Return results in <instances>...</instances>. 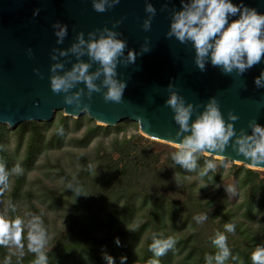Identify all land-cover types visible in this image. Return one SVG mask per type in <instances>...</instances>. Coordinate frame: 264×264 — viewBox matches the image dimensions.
Returning a JSON list of instances; mask_svg holds the SVG:
<instances>
[{
  "label": "water",
  "instance_id": "1",
  "mask_svg": "<svg viewBox=\"0 0 264 264\" xmlns=\"http://www.w3.org/2000/svg\"><path fill=\"white\" fill-rule=\"evenodd\" d=\"M150 2L157 11L150 30L145 31L141 27L147 16L145 0H120L105 12L93 10L92 0H0V125L15 131L25 123H51L55 114L62 112L65 117L76 120L86 115L106 128L129 121L153 139L174 145L180 139L175 135L178 125L173 120L172 110L164 103L169 94L167 85L171 82L173 90L186 102L199 105L197 112L214 96L226 121L229 111L238 116L232 122L237 134L241 129L250 133L248 123L252 119L264 126V88H256L253 82L264 69V60L242 75L235 71L223 74L210 64L200 71L194 64L191 44H182L165 35L173 8H181L180 0ZM233 2L239 3V0ZM244 3L264 13V0H244ZM35 9L39 12L34 16ZM117 20L121 23L114 30L122 33L121 38L130 49L140 53L133 64L117 66L119 78L127 82L122 100L106 102L102 92H93L91 99L81 98V107L87 104L89 111L74 110L72 105L64 103L63 93H53L50 88L52 49H66L78 32H84L87 38L88 32L112 28ZM55 21L68 25V34L59 45L52 28ZM145 37L150 50L140 52ZM29 48L31 56L27 52ZM60 59L65 61L66 69L75 62L74 56ZM82 59L87 61L88 57ZM96 67L93 63L89 71ZM78 87L84 86L81 83ZM232 139L223 153L208 154L264 170V163L254 164L237 154L232 148Z\"/></svg>",
  "mask_w": 264,
  "mask_h": 264
},
{
  "label": "clouds",
  "instance_id": "2",
  "mask_svg": "<svg viewBox=\"0 0 264 264\" xmlns=\"http://www.w3.org/2000/svg\"><path fill=\"white\" fill-rule=\"evenodd\" d=\"M119 2L120 0H92V8L97 12H105ZM180 4L179 10L174 7L171 12L169 29L165 35L182 44H191L194 64L200 71H204L206 65L210 64L223 74L235 71L237 75H242L264 60V13L247 6L244 0H239V3H234L233 0H180ZM144 11L147 16L141 27L148 31L157 9L150 0H145ZM38 12L39 9H35L33 15ZM119 23L121 21L117 20L112 28L103 27L90 31L87 38L84 32H78L74 42L66 49H52L50 57L54 63L49 68L50 88L53 93H63L64 103L72 105L74 110L89 111L87 104L81 107V98L86 96L91 99L93 92H102L106 102L118 103L122 100L127 82L119 78L117 66L133 64L140 53L130 49L127 41L121 38L122 33L114 30ZM52 28L57 38L56 44H62L68 34V25L55 21ZM140 47V52L150 50L147 37ZM27 52L29 56L32 55L31 48ZM69 56H74L75 62L66 69L65 61L60 58ZM84 56L88 57L87 61L82 59ZM93 63L97 67L94 71H89ZM253 82L256 88H264V69H261ZM81 83L84 86L82 88L78 87ZM167 88L169 94L164 103L173 112V120L178 125L175 135L180 138L179 142L174 143L176 151L171 154L174 163L189 172H197L203 178L216 168V163L206 159L203 168H199L197 161L200 154L223 153L230 138H233L231 145L237 154H242L254 164L264 163V126L255 119L248 123L250 133L241 129L237 134L232 122L238 116L229 111L226 121L214 96L197 112L199 105L186 102L183 96L173 90L174 85L171 82ZM194 113L196 115L192 119ZM12 171L20 174L22 168L16 165ZM9 175V171L0 165V191L7 189ZM68 187L77 195H83L79 186L69 184ZM225 190L227 193H235L231 186L225 187ZM25 216L28 217L27 220L19 216L9 220L7 213L0 214V246H15L22 256V232L27 229V248L35 254L33 264H49L45 251L48 236L43 221L31 211L25 212ZM193 219L198 224L202 223L208 219V213L195 215ZM234 232L235 224L228 222L224 225L223 232L215 233L211 242L217 251L215 254L205 255V264H226L229 260L239 264L238 255L232 253L227 243L226 233ZM114 242L119 246L118 237ZM175 243L171 236L161 239L153 235L149 250L155 257H160L172 249ZM104 259L106 264H115L114 258L107 253L104 254ZM126 260L127 257H120L121 264H125ZM3 264H10L9 257H5ZM150 264H158V261L152 260ZM251 264H264V244H258L252 252Z\"/></svg>",
  "mask_w": 264,
  "mask_h": 264
},
{
  "label": "trees",
  "instance_id": "3",
  "mask_svg": "<svg viewBox=\"0 0 264 264\" xmlns=\"http://www.w3.org/2000/svg\"><path fill=\"white\" fill-rule=\"evenodd\" d=\"M75 123L81 125L82 118ZM66 124L67 120L63 119L56 125V138L63 139L61 133ZM46 126L48 125L34 122L25 123L15 130V134L22 141L25 128L30 127L31 130L27 141L25 163L35 162L38 153L46 150L44 129ZM99 132H103L106 136L110 130L89 124L83 138L87 142L84 146L88 145ZM9 133L6 126L0 125V165H3L11 175L12 167L9 164L14 157L8 145ZM136 139L140 140L137 136L124 137L121 140L114 138L109 147H104L100 143L94 157L88 153L76 155L79 163L73 164L70 179L64 185V190L70 191V229L59 242L60 245L52 252H47L49 264H106L105 253L114 258L115 264H121V256L127 257L125 264H150L152 260L158 261V264H205V255L215 254L217 251L211 242L212 238L217 231L223 232L224 225L228 222L235 224V232L226 233L232 253L238 255L239 264H251L249 250L253 248L254 251L258 244H264V201L261 205L257 204L255 197V191L258 190L255 182L264 186V180L259 179L258 174L251 170L239 169L237 176L243 174V184H239L237 198L240 197L243 188L253 185L252 198L242 200L239 207L228 204L226 199L218 200L217 203L222 204L219 210H216L218 213H210L208 209L213 205L215 197L208 200L209 194L206 191H209V188L203 185L198 194L192 191L195 184H189L187 181L189 171L181 169L172 158L166 164L169 169L163 168L156 172V164L148 156L146 147L136 144ZM210 175L206 177L207 182L211 178ZM13 176L16 180L12 183L10 220L18 216L22 217L16 205L21 201H18L21 193L25 189L28 195L31 196L33 193V189L27 186L26 168H23L20 174ZM149 180L171 192L175 190L183 192L185 199L173 200L159 194L153 196L142 194L138 191L139 187L143 181ZM69 183L74 187L79 186L83 195H77L75 191L69 189ZM3 191H0V198ZM201 213H208L213 221L221 219L214 225L209 222L208 226L214 227V232L205 241L201 238L206 233L204 230L207 227L203 228L202 223L198 224L193 219L195 215ZM99 218L103 219L101 221L103 225L95 230ZM41 219L43 227L47 230V218L42 215ZM153 228L157 229L158 238L171 236L176 241L174 247L160 257H155L149 246L144 252L139 250L142 240ZM99 230L110 231L111 239L97 241L95 235ZM117 237L120 240L119 246L114 242ZM92 238L94 240H89ZM22 243L23 251L27 253L26 257L19 253L8 255L7 246H0L2 255L0 264H3L5 257H9L10 264H33L35 254L28 251L24 230ZM242 244L249 246L247 252L241 250ZM176 256L180 257V260L176 261ZM226 264H236V262L229 260Z\"/></svg>",
  "mask_w": 264,
  "mask_h": 264
},
{
  "label": "rangeland",
  "instance_id": "4",
  "mask_svg": "<svg viewBox=\"0 0 264 264\" xmlns=\"http://www.w3.org/2000/svg\"><path fill=\"white\" fill-rule=\"evenodd\" d=\"M82 118L81 125H77L75 122ZM80 119H72L64 116L62 112H58L54 116V120L51 123H40L47 124L45 129V141L46 150L42 153H38L36 156L35 162L29 161L25 163V155L27 149V141L30 136V127L25 128V135L23 141L19 138L15 131L9 129L10 131L8 136V145L13 154L14 160L9 165L14 169L16 165H19L22 169L26 168V176H27V186L33 189L32 195H28V191L25 189L18 201L20 203H16L21 216L27 220L28 217L25 216V212L31 211L32 213L39 215L40 217L43 215L48 220V229L46 230L48 236V242L45 245V251L52 252L56 249L60 244L64 237L67 235L70 229V217L71 208H70V191L64 190V185L67 180L70 179V172L73 167V164L79 163V159L76 155L82 153H88L91 157H94L95 152L99 148V144L102 143L104 147H109L111 140L114 138H118L121 140L124 137L131 138L132 136H137L140 140L136 139L135 143L146 147V151L148 156L155 162L156 172L160 169L168 168L166 164H168L169 160H171V154L176 151L174 145L167 144L165 142L149 138L142 134L140 128L137 124L125 121L120 123L115 128H106L98 125L96 122L91 121L85 115ZM63 119L67 120V124L64 130L61 133L63 139L56 138V125ZM94 125L100 128H104L106 130H110V133L105 136L103 132H99L95 134V138L93 137L88 145L84 146L87 142L83 140L85 133L87 131L88 125ZM84 146V147H82ZM206 159L213 160L216 163V168L208 173L210 175V179L207 182V176L201 178L197 175V172H189L190 175L187 177V181L189 184H195L192 187V191L196 194L200 192V187L205 185V188H209V191H206L209 194V199L215 197L213 200V205L208 209L210 213H218L216 210H219V206L221 203H217L218 200L228 201V204L233 206H238L242 204V200L251 199L253 196V185H248L243 188L240 192V197L237 198L239 194V184H243V174L237 176V172L239 169L243 170H251L258 174L259 179L264 180V170H259L256 168H252L249 166L240 165L238 163H234L228 160H223L219 157L211 156L208 153H201L200 157L197 161L199 168H203L204 161ZM11 169V177L10 182L8 184V188L6 191L1 192L2 196L0 198V214L7 213V218H9L10 214V199L13 195L12 191V183L15 182L14 174ZM181 169H184L181 167ZM166 171V170H164ZM158 178V175L157 177ZM194 180H196L194 182ZM70 184V183H69ZM255 187H257V191H255V197L257 204H262L264 201V186L263 184L259 185L258 182H255ZM231 186L234 188L235 193H227L225 187ZM170 187V186H169ZM139 192L144 195L150 194L151 196L155 194H159L162 197L171 198L173 200L179 199L184 200L185 195L183 192H178L177 190L171 192V190L166 189L164 187H160V185L154 184L151 180L143 181L139 187ZM242 213H244V209H242ZM262 217V216H261ZM259 217V218H261ZM223 218V216H221ZM103 219L99 218L97 220V224L95 225V230L100 229ZM221 219H213L211 216H208V219L202 222V227H207L204 232L205 234L202 236L201 240H208L210 238L211 233H213V228L209 225V222L217 224ZM25 231V240L27 237V229ZM114 234V230H113ZM153 235L157 236V229L153 228L150 232L142 240V243L139 246V250L144 252L152 243ZM95 238L99 240H109L111 239V233L108 230L101 231L95 235ZM94 240V238L89 239ZM8 255H16L19 253V250L15 248V246L8 247ZM6 248V249H7ZM241 250L249 249V246H245L242 244L240 246ZM249 254L253 252V248L249 250ZM250 254V255H251ZM27 255L26 252L23 251V255ZM1 253H0V262H1ZM26 257V256H25ZM180 260V257L176 256V261Z\"/></svg>",
  "mask_w": 264,
  "mask_h": 264
},
{
  "label": "bare ground",
  "instance_id": "5",
  "mask_svg": "<svg viewBox=\"0 0 264 264\" xmlns=\"http://www.w3.org/2000/svg\"><path fill=\"white\" fill-rule=\"evenodd\" d=\"M141 132H142V131H141ZM142 134L145 135V136H147V137H149V138H152V137H150L148 134H146V133H144V132H142Z\"/></svg>",
  "mask_w": 264,
  "mask_h": 264
}]
</instances>
